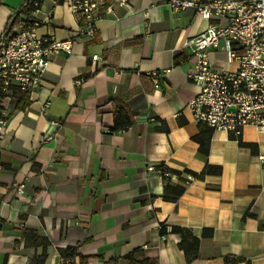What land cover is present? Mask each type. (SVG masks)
<instances>
[{
    "label": "crops",
    "instance_id": "1",
    "mask_svg": "<svg viewBox=\"0 0 264 264\" xmlns=\"http://www.w3.org/2000/svg\"><path fill=\"white\" fill-rule=\"evenodd\" d=\"M25 1L0 0V33ZM95 1L100 18L91 40L77 36L71 0H44L34 14L36 34L72 41V53L49 57L24 110L9 104L0 137V264H60L58 249L67 247L88 264H128V255L186 264L171 227L200 239L191 264H264V166L257 160L264 132L242 129L249 148L211 131L202 154L194 137L205 141L207 131L187 110L197 87L184 45L209 22L190 9L173 12L168 0ZM209 57L216 70L236 68L221 47ZM166 70L155 88L148 73ZM116 106L132 118L119 132L112 131ZM206 165L220 175L170 176L184 188L175 203L163 200L165 183L147 170L200 173Z\"/></svg>",
    "mask_w": 264,
    "mask_h": 264
},
{
    "label": "built area",
    "instance_id": "2",
    "mask_svg": "<svg viewBox=\"0 0 264 264\" xmlns=\"http://www.w3.org/2000/svg\"><path fill=\"white\" fill-rule=\"evenodd\" d=\"M119 3L126 6V0ZM167 4L173 12L190 9L209 22L202 33L184 45L191 49L194 58L188 73V80L197 87L187 104L192 120L212 131H224L233 139H238L248 126L264 132V0H168ZM98 6L95 0H71V12L80 18L78 37L94 38L100 18ZM38 26L35 22L13 36L0 33V84L4 93L0 98V137L7 124L13 90L35 91L47 70L49 57L72 53V41L39 36ZM219 47L226 63L236 64L234 70H216L212 65L209 50ZM97 59L96 55L91 57L93 61ZM167 72L152 71L147 78L159 88ZM257 160L264 166V155H258ZM147 170L170 176L164 168L151 166ZM187 179L192 177L188 175Z\"/></svg>",
    "mask_w": 264,
    "mask_h": 264
},
{
    "label": "trees",
    "instance_id": "3",
    "mask_svg": "<svg viewBox=\"0 0 264 264\" xmlns=\"http://www.w3.org/2000/svg\"><path fill=\"white\" fill-rule=\"evenodd\" d=\"M43 1L44 0H26L23 6L21 7V9L18 11V13H16L8 20L6 24V28L4 30L7 36H13L14 34H16V32L24 31L26 28L33 26L34 23L37 22L34 18V12L40 9ZM3 96L4 93L1 90V84H0V98ZM12 100L14 101V108L17 110H24L29 104L28 93H21L17 90H13ZM131 124H132V118L124 111L123 108H121L120 106H116L113 115L112 131L119 132L126 130ZM178 124L181 126L183 125V122L178 121ZM200 127L205 128L207 131L206 140L205 141L203 140L202 134L194 137V140L198 142L200 152L202 154H207L210 134L212 130L203 125ZM159 129L163 131L168 130L165 125H162V127H160ZM236 140L238 141V144L240 146L253 148L252 145L242 143L240 138ZM158 168H162V167H157V169ZM164 169L170 174V176L173 175L180 177L181 174L184 173L198 180H202L206 175H220L221 173L219 167H213L209 165L204 166V168L200 173H192L188 170H184L183 172H178L166 168ZM159 176L160 179L165 183L163 189V195H162L163 200L175 203L184 193V188L170 183V176H163V175H159ZM159 233L162 236L165 235L167 233L166 228L162 226L159 230ZM170 233L177 234L180 237L178 248L183 252L186 264H191L197 258L200 239L194 236L189 229H185V228L171 227ZM211 235H212L211 230L205 229L202 231L203 238H210ZM32 237L35 238L36 236L32 234ZM35 241H37L38 243L48 244V241L42 238H36ZM58 253L60 256V264H88V258L80 255L78 253L77 247H67L64 249H58ZM43 260L44 259L42 258L41 260H39L37 263L34 264H42ZM125 260L128 264H155L145 258L136 261L135 259L132 258L131 255L126 256ZM240 261H242V259L231 258V259H227L226 264H232ZM110 264H116V261H111Z\"/></svg>",
    "mask_w": 264,
    "mask_h": 264
}]
</instances>
